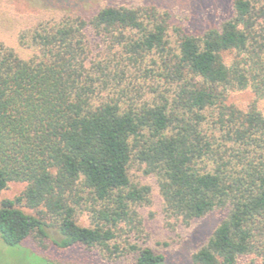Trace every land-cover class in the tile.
<instances>
[{
  "label": "trees",
  "instance_id": "obj_1",
  "mask_svg": "<svg viewBox=\"0 0 264 264\" xmlns=\"http://www.w3.org/2000/svg\"><path fill=\"white\" fill-rule=\"evenodd\" d=\"M232 9L195 35L154 5H105L22 31L19 43L35 48L26 59L0 42V192L26 183L0 201L6 245L53 227L59 248L162 264L147 246L112 244L121 224L140 232L137 207L150 202V186L129 176L137 163L155 176L168 217L224 211L193 264H264V0ZM86 29L101 44L94 56ZM246 88L255 96L247 108L227 102ZM84 211L90 226L77 222Z\"/></svg>",
  "mask_w": 264,
  "mask_h": 264
},
{
  "label": "rangeland",
  "instance_id": "obj_2",
  "mask_svg": "<svg viewBox=\"0 0 264 264\" xmlns=\"http://www.w3.org/2000/svg\"><path fill=\"white\" fill-rule=\"evenodd\" d=\"M233 0H0V42L13 48L21 58H28L35 51L33 46L21 45L19 34L33 28L40 22H58L65 15H81L87 18L92 12L105 5L136 7L154 5L166 10L171 24L180 26L191 34H201L208 28L218 26L232 15ZM86 38L91 48L90 56L97 54L100 41L91 29H86ZM230 59V54L225 55ZM255 99L253 92L244 90L230 91L227 102L245 109ZM257 106L264 108V101ZM130 178L138 183L150 186V202L137 207L141 220L140 232H129L123 224L120 226L116 242L123 248L126 242H136L156 252L163 253L162 264H193L191 254L202 246L210 232L224 215V211L215 210L207 215L184 223L180 219L168 217L163 210V200L159 193L156 178L144 174L142 166L132 163L129 168ZM0 192L3 198H14L25 189V182L10 181ZM25 212L42 218L39 209H31L21 204ZM80 225L90 226L87 212L77 215ZM47 237H30L19 246L6 245L0 239V264H133L134 255L122 253L108 254L95 247L81 244L69 248L55 246L52 239L59 238L53 227L46 228ZM139 235V237H137ZM252 257L240 258L238 264H258Z\"/></svg>",
  "mask_w": 264,
  "mask_h": 264
}]
</instances>
